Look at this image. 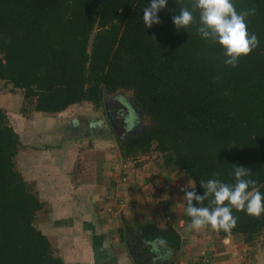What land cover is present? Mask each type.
Returning a JSON list of instances; mask_svg holds the SVG:
<instances>
[{"label": "trees", "instance_id": "trees-1", "mask_svg": "<svg viewBox=\"0 0 264 264\" xmlns=\"http://www.w3.org/2000/svg\"><path fill=\"white\" fill-rule=\"evenodd\" d=\"M191 2L168 0L160 22L146 28L150 0H0V81L23 92L26 118L84 102L105 109L112 95L129 91L150 125L111 127L124 164L143 166L155 154L164 171L193 180L185 190L201 195V181L232 184L234 165L243 166L256 181L252 188L264 193V0H232L237 12L254 10L246 25L259 40L236 67L200 37L198 13L188 30L175 28L172 17ZM8 119L0 106V264H65L39 228L46 204L18 169L22 140ZM160 205L170 221L169 201ZM186 208L185 197L181 218L190 225ZM232 215L228 232L207 225L213 237L246 244L263 238L264 213ZM120 234L137 264H156L153 245L161 239L182 248L169 223L125 225Z\"/></svg>", "mask_w": 264, "mask_h": 264}, {"label": "crops", "instance_id": "crops-1", "mask_svg": "<svg viewBox=\"0 0 264 264\" xmlns=\"http://www.w3.org/2000/svg\"><path fill=\"white\" fill-rule=\"evenodd\" d=\"M35 114L40 118L37 122H33V116L27 118L29 126L34 128L32 131H42L44 140L41 144L22 141L23 148L30 147L23 157L28 152L29 165L33 166L31 173L37 169L51 187L44 190L41 185L39 189V195L44 191L40 198L47 208V213L39 218V228L49 239L57 237L55 243L61 249L58 256L65 264H137L120 228L146 222L175 225L182 236L179 251L155 245L156 264H166L169 259H172L169 264H234V261L264 264L263 243L257 248L255 241L241 242L243 249L228 252L231 238H215L207 225L197 230L182 220L185 203L182 189L190 184L183 176H175L164 171L162 165L152 163L131 170L124 165L120 176L122 169L115 163L123 160L116 158L117 154L111 158L109 150L99 145L106 137L107 118L99 117L93 122L90 116L79 114L84 122H77L71 116L60 119ZM97 127L101 131H94ZM49 137L56 142L46 141ZM23 175L26 176L25 172ZM29 182L40 186L38 180ZM164 199L172 209L170 221L160 205ZM43 223L45 226H41Z\"/></svg>", "mask_w": 264, "mask_h": 264}, {"label": "clouds", "instance_id": "clouds-1", "mask_svg": "<svg viewBox=\"0 0 264 264\" xmlns=\"http://www.w3.org/2000/svg\"><path fill=\"white\" fill-rule=\"evenodd\" d=\"M167 3L168 0H150L149 6L143 8L142 21L146 28L160 22L158 12ZM194 13L199 16L198 34L222 48L225 65L236 67L242 56L257 48L259 40L256 34L248 32L246 25V18L254 10L237 12L232 0H192L190 8L180 7L179 14L172 17L175 28L188 30L194 21ZM121 102L125 105L128 101ZM249 173L250 169L234 165L232 184L217 179L201 181L202 195L195 191V187L191 191L182 189L187 200L186 214L191 217L190 227L198 230L210 225L214 230L228 232L236 224L233 209L243 210L251 216L264 213V193L252 188L256 181L249 177ZM157 243L162 245L164 241L161 239Z\"/></svg>", "mask_w": 264, "mask_h": 264}, {"label": "rangeland", "instance_id": "rangeland-1", "mask_svg": "<svg viewBox=\"0 0 264 264\" xmlns=\"http://www.w3.org/2000/svg\"><path fill=\"white\" fill-rule=\"evenodd\" d=\"M117 96L124 98V100H126V101H130L132 93H130L129 91H122V92H120L118 94L112 95V98H117ZM108 102H111L110 99L108 100ZM23 104H24V94H23V92H21L20 90H13V88L9 84L7 85L3 81H0V106H2L5 109V111L8 113L9 123L12 125V127L15 129V131H17L20 134V136L22 138V141L25 142L26 144L27 143L28 144L29 143L41 144L40 141L44 140L43 139V132L42 131H38V130H36V131L35 130H33V131L31 130V129H34L33 127L29 126V124L31 122L29 120H27V118L22 116V113H21ZM111 105L116 107L117 106V102L116 101H112ZM110 107H112V106H110ZM66 110L67 111H65L62 114L48 115V116H46V118L55 117V118H60L61 119V118H64V117L69 118L71 116L72 118H76L77 122L78 121L79 122H84L83 119L78 117L79 114H86V115L90 116V118H93V120H92L93 122H95V119L97 121V118H99V117H102L105 120L107 118L106 117V113H105V111L102 108L97 110V109H95L93 107L92 104H90L88 102L72 105ZM32 116L33 117L31 119H33V122H37V119L40 118L35 113ZM139 116H140V118H142V119H139L140 122L142 123V126L140 127V130L148 127L150 125L149 118L146 115H143L141 113L139 114ZM45 121H47V120H45ZM107 123H109V122H107ZM116 123H120V121L117 120ZM94 129H95L94 131H96V132L101 131V129L99 127L94 128ZM137 130H139V128H137ZM106 131H107V133L105 135L106 137H103L104 139H102V142L99 143L100 148L109 150V154H110L109 156L111 158H115L116 157V158L122 159L121 154L119 153V146L117 144L116 136L114 135L113 130L110 127V124H108V127H107ZM46 141L50 142L51 144H54L56 142L55 139L52 140V137H49ZM95 146H97V145H95ZM97 148H99V147H97ZM29 149H30V147L21 148L20 149V151H19L20 154L17 156L18 169L21 171L22 174L25 172L26 180H28V181H30L31 179L32 180H38V182L40 183V186H38V185L36 186V185L33 184L35 186L36 190L40 191L39 189L42 187L41 185H43V189L44 190H50L51 187L49 186V183L44 182V180H43L44 178H46V176L44 174L38 173L37 169L35 170L34 174L31 173V168L33 166H31L32 164L29 165L31 163V161H29V160H31V158H29L30 156L28 157V152H27V157H23L24 155H26V151L27 150L30 151ZM116 154H117V156L114 157V155H116ZM24 160H26L27 163H23ZM141 160H143V159H141ZM147 163H152L153 165L156 164V165H159V166L163 165L161 158L158 157L155 154L152 155L149 158ZM115 164H117L119 169L124 168L125 167L124 165H128L130 170L135 168L134 162H130V161H128L127 164H124L123 161L120 162V163L116 162ZM119 171H120V176H121V174L124 172V169L119 170ZM129 175H130V173H129ZM186 179L188 180V182H190L191 186L194 184L192 179H190V178H186ZM41 192L42 193L40 195H42L44 193V191H41ZM41 218L42 217H40V219ZM46 219L47 218L44 217L43 220H45V222H46ZM41 226H45V223H43ZM54 237H51V239H50L51 240V249L58 256V255H61V253H60L61 249L58 246V243L57 242L55 243V240H58L57 237H55V238ZM262 243L264 244V240L262 238L258 239V240H256L254 242V244H257L256 245L257 248H259V246H262L263 245ZM231 246H232L231 248L230 247L228 248V252L229 251L233 252V250L234 251L235 250L236 251H240V247H241V249H243L244 244L232 240ZM171 260L172 259H169V261H167L166 264H169V262H172ZM234 264H235V261H234Z\"/></svg>", "mask_w": 264, "mask_h": 264}, {"label": "flooded vegetation", "instance_id": "flooded-vegetation-1", "mask_svg": "<svg viewBox=\"0 0 264 264\" xmlns=\"http://www.w3.org/2000/svg\"><path fill=\"white\" fill-rule=\"evenodd\" d=\"M110 101L111 102H108V103L105 104L107 106L104 109V111L106 113L107 121L109 122L110 127H113L114 129H118V127L121 124L123 126V128L125 129V131L127 132V129H129L131 127V125H132L130 123L131 120L134 119V118L130 117L132 111L130 110L129 107H127V106L122 104L121 101H124V98H122V97H119V96H117V98H112L111 97ZM112 101H116L117 102V106L116 107L113 106L114 104L111 105ZM110 106H112V107H110ZM110 113L114 117L115 123H112V121L108 120V114L110 115ZM132 115H133V112H132ZM128 119H130V120L128 121ZM139 119H142V118H138V116H137V118H135L134 120L136 122L135 125L140 130V127L142 126V123L140 122ZM117 120H119L120 123H116Z\"/></svg>", "mask_w": 264, "mask_h": 264}, {"label": "water", "instance_id": "water-1", "mask_svg": "<svg viewBox=\"0 0 264 264\" xmlns=\"http://www.w3.org/2000/svg\"><path fill=\"white\" fill-rule=\"evenodd\" d=\"M125 105L127 106V107H129L130 108V110L133 112V115H132V112H131V115H130V117L131 118H137V116H138V118H140V116H139V114L141 113V112H136V110L134 109V107H133V105L131 104V102L130 101H128V102H125ZM142 114V113H141ZM108 120H110V121H112V123H115V120H114V117L112 116V114L110 113V115L108 114ZM130 119H128V121H129ZM127 121V122H128ZM132 125H131V127L129 128V129H127V132H136V131H138L137 130V126L135 125L136 124V122H135V120H131V122H130Z\"/></svg>", "mask_w": 264, "mask_h": 264}, {"label": "built area", "instance_id": "built-area-1", "mask_svg": "<svg viewBox=\"0 0 264 264\" xmlns=\"http://www.w3.org/2000/svg\"><path fill=\"white\" fill-rule=\"evenodd\" d=\"M123 179H124V180H125V179H127V176H124V178H123ZM168 219H169V218H167V220H168Z\"/></svg>", "mask_w": 264, "mask_h": 264}]
</instances>
